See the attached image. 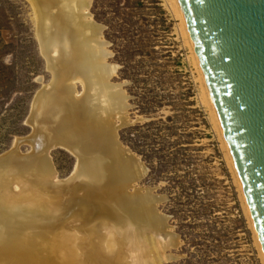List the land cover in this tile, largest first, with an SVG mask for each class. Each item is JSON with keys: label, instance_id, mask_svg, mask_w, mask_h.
<instances>
[{"label": "bare ground", "instance_id": "obj_1", "mask_svg": "<svg viewBox=\"0 0 264 264\" xmlns=\"http://www.w3.org/2000/svg\"><path fill=\"white\" fill-rule=\"evenodd\" d=\"M28 1L52 82L34 100L29 116L33 133L0 157V264H130L129 236L142 249L141 264H163L177 237L158 210L163 198L135 188L146 169L115 135L129 122L128 96L112 83L117 67L108 63L111 54L103 29L89 13L92 0ZM167 3L190 46L205 103L264 262L179 0ZM23 141L32 153H19ZM55 149L76 159L72 175L63 182L50 156ZM128 223L135 225V232L118 234L117 247L106 248L105 225Z\"/></svg>", "mask_w": 264, "mask_h": 264}, {"label": "rangeland", "instance_id": "obj_2", "mask_svg": "<svg viewBox=\"0 0 264 264\" xmlns=\"http://www.w3.org/2000/svg\"><path fill=\"white\" fill-rule=\"evenodd\" d=\"M167 2L92 0L89 9L104 27L108 63L117 67L112 83L129 97L121 141L148 169L135 188L165 198L158 210L177 237L163 264H264L190 46ZM51 82L32 5L0 0V157L33 133L32 103ZM19 153L32 148L23 141ZM50 156L59 181L68 180L76 159L62 149Z\"/></svg>", "mask_w": 264, "mask_h": 264}, {"label": "water", "instance_id": "obj_3", "mask_svg": "<svg viewBox=\"0 0 264 264\" xmlns=\"http://www.w3.org/2000/svg\"><path fill=\"white\" fill-rule=\"evenodd\" d=\"M179 3L264 254V0Z\"/></svg>", "mask_w": 264, "mask_h": 264}, {"label": "clouds", "instance_id": "obj_4", "mask_svg": "<svg viewBox=\"0 0 264 264\" xmlns=\"http://www.w3.org/2000/svg\"><path fill=\"white\" fill-rule=\"evenodd\" d=\"M134 232H135V225H133L132 223H128L126 227L106 224L104 227V233L107 239L104 241V245L106 248H109V250H112L115 247H117L115 241L117 239L118 234L123 235ZM129 248H130V255H129L130 264H141V261L138 259V256L141 254L142 249H140L137 246V241L133 236H129Z\"/></svg>", "mask_w": 264, "mask_h": 264}]
</instances>
